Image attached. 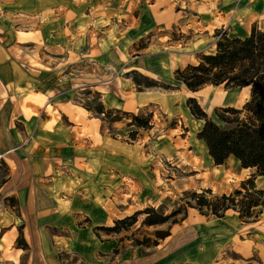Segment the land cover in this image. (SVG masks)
I'll use <instances>...</instances> for the list:
<instances>
[{"label": "crops", "instance_id": "obj_1", "mask_svg": "<svg viewBox=\"0 0 264 264\" xmlns=\"http://www.w3.org/2000/svg\"><path fill=\"white\" fill-rule=\"evenodd\" d=\"M109 7V0H0V264H127L126 258L112 260L117 244L100 235L112 234L107 229L125 219L133 201L142 204L144 188L156 185L159 171L169 173L162 158L182 170L180 192L195 188L189 180L204 175L226 182L230 170L233 189L253 171L233 157L226 162L234 161L230 169L217 166L198 138L205 123L188 107L194 99L217 121L222 109L242 110L251 87L208 85L191 92L175 72L199 64L205 37L175 50L180 42L165 32L201 26L207 39L214 36V48V32L235 23L241 39L254 26L264 32L257 25L261 15L239 11L236 17L238 11L215 6L201 16L210 12L208 22H165L154 3L138 21L106 22ZM154 34L168 42L139 46ZM134 75L172 88L139 89ZM86 92L97 94L109 111L153 113L151 129L136 130L135 140L113 136L120 123L110 126L88 111ZM157 115L180 125L161 132ZM241 220L233 210L220 219L188 213L184 223L193 226V240L158 246L148 262H130L264 264V220ZM229 245L235 257L225 254Z\"/></svg>", "mask_w": 264, "mask_h": 264}, {"label": "trees", "instance_id": "obj_2", "mask_svg": "<svg viewBox=\"0 0 264 264\" xmlns=\"http://www.w3.org/2000/svg\"><path fill=\"white\" fill-rule=\"evenodd\" d=\"M216 52L200 56L198 65H188L175 72L176 81L185 85L191 92H197L205 86H225L226 89L251 87V98L242 110L233 108L222 109L216 113L217 121L210 119L208 114L194 99L188 101L192 115L204 121V127L198 138L207 144L209 154L217 166L224 165L231 157L240 162L243 169L256 171L248 180L242 182L241 188L231 195L214 196L212 191L188 192L186 195L194 200V204L187 205L207 217L223 218L230 210L239 213L240 219L256 222L261 211L254 217L257 208L264 207V190L256 186V179L264 176V32L253 27L246 38L229 37L226 31L218 30L215 34ZM139 89L162 87L172 88L167 84H160L140 75L133 76ZM91 103L82 105L96 117L110 126L121 122L126 117L132 118L131 126L138 130H149L152 127V114L145 118L139 115L106 110L99 96L86 92ZM245 115V117H243ZM137 133L130 135L132 140ZM212 197V198H211ZM184 211V221L188 217L186 207L175 211V217ZM141 214L149 217L144 225H164L168 218L163 217L156 210L148 208L132 217L117 221L116 226L107 229L109 233L118 232L121 225L129 223L132 227L138 222ZM177 221L174 222L176 224ZM158 238L165 240L170 234L158 232ZM23 245V240L19 241Z\"/></svg>", "mask_w": 264, "mask_h": 264}, {"label": "rangeland", "instance_id": "obj_3", "mask_svg": "<svg viewBox=\"0 0 264 264\" xmlns=\"http://www.w3.org/2000/svg\"><path fill=\"white\" fill-rule=\"evenodd\" d=\"M127 0H109L110 7L107 9L105 14V21L106 22H125L126 19L134 22L135 20L138 21V17H143L144 10L148 6L156 3V9L157 12L162 11L163 12V20L165 22H208V20L211 21L210 18V12L207 13L205 17L203 16V13L205 10H216V8L220 9V12L229 10V13L232 11H238L239 15L237 14L236 17H240L241 12H253L256 15H261L262 17L260 19V22H258V27L262 28L264 30V0H141L139 3H136L135 0H128L127 2L131 1L130 6L128 9V12L126 10V3ZM203 6V7H202ZM249 7L248 10H245ZM204 8V9H203ZM207 8V9H206ZM251 8V10H250ZM245 10V11H244ZM247 12V13H250ZM174 18V19H173ZM162 20V21H163ZM219 22H224L223 20H220ZM185 27L184 30L180 27H175L173 30H169L165 32L168 34V38L171 39L173 42H180L178 45L174 47L175 50H181L182 47L190 46L192 43L197 41V39L202 40L200 37L204 38V44L206 46V50L202 53H199L196 55V58L199 60V57L202 55H210L216 52V46L214 45V48H211L209 45L213 42V37H209L207 39L206 36L203 34V28L201 26L193 25L192 30ZM195 29L198 33H196ZM220 31H226L229 35V37L233 38L236 37L237 34L242 35V31L240 30V26L238 24H232L231 27L228 26L226 28H222ZM164 34L162 31L158 33V36L161 37V35ZM216 34V32H214ZM216 41V39H214ZM167 39L162 38L158 39L156 35L153 36L149 35L146 39L142 40L139 44L140 47H149L151 44H154V46L159 47L160 43L164 44L167 43ZM156 49V47H154ZM198 62V61H197ZM197 65V63H195ZM84 101L83 103H91L89 101H86L88 99V96H83L82 98ZM189 107V106H188ZM190 109V108H189ZM191 111V110H190ZM150 113H142L139 114V116L146 117ZM152 121L154 122V115L152 113ZM245 117V115H243ZM195 118V117H194ZM196 119V118H195ZM156 120L161 124L160 131L164 132L168 129H176L178 125L177 119H173L171 121L167 120L165 116L157 115ZM199 120V119H197ZM202 121V120H199ZM204 122V121H203ZM120 124H115V127L111 129L113 136H121L124 138H128L129 140H132L130 138V135H132L134 132L138 131L137 127L131 126L132 124V118L126 117L124 120L119 122ZM122 126V127H121ZM121 127V128H120ZM184 128V127H183ZM186 129L188 130H195V127L187 125ZM137 130V131H136ZM144 131V130H143ZM147 131V130H145ZM182 132V131H180ZM163 171L166 170L169 173H165L164 175L161 174V172H158V182H156V185L151 188H144L143 192V202L140 204L138 202L137 204H134L135 201H133V207L130 210L129 213H127L125 218L132 217L136 213L143 212L147 210L148 208H152L156 210L159 214H161L163 217L168 218L167 222L164 225H158V226H147L144 225L145 220L149 217L147 214H141L138 217V222L134 226L130 227L129 223L121 225L119 227L118 232L112 233L111 235H107V233H101L102 240H114L117 244V250L112 254L111 258L112 260L115 257H118L119 260L126 258L127 264H132L130 262L131 259H143V262H148V259L152 258L151 256L157 255L156 252L158 249V246L160 249L166 248L167 244H180L183 241H189L192 239V228L190 224L184 223L183 217L185 212L182 211L180 215L171 217V215L180 209L181 207H186L187 212L189 214H199L198 210L193 211L192 208H190L187 205V202H190L191 204H194V200L190 197V195H186L188 192H197L198 194H202L203 191L210 190L212 191L214 196H223L225 195H231L235 192V190H238L241 188L242 182L248 180L253 174L256 173V171H252L251 175H249V178L245 179L242 182L237 183L235 187L230 188V185H232L231 179L234 178L231 174V170L228 171L227 175V181L225 182H217L214 179L208 178V175L200 176L196 179H191L189 181L192 182V185L195 186V188L186 190L184 192L179 191V180L184 179V175L182 173V170L178 167V164L176 161L172 159L162 158L161 160ZM234 161H229L228 163H225V167H223V170H228L233 166ZM185 183H188L187 181ZM256 186L259 190H264V176L258 177L256 179ZM215 192V193H214ZM212 198V197H211ZM125 207H128L126 204ZM121 210L123 208H120ZM137 209V211H135ZM131 211H134L131 212ZM258 211H261L262 213L259 214L258 220H264V207L263 208H257L254 211V217L256 214H258ZM210 218H214L210 216ZM177 221L176 224L174 222ZM242 223L246 224L251 221H244L241 220ZM116 226V223H114ZM187 225V228L184 229V225ZM158 232H165L170 234L168 238L165 240L159 239L157 233ZM240 239H243V236L240 235V237L236 238V243L240 244ZM232 249L233 247L231 245L227 246V251L225 254H227L230 258L235 257L232 256ZM164 254V253H162ZM158 256H161L160 253ZM60 257L64 260H67L69 256H66V254H61ZM74 260H77V257L73 258ZM112 262V261H111ZM142 263V262H141ZM84 264V263H81Z\"/></svg>", "mask_w": 264, "mask_h": 264}]
</instances>
